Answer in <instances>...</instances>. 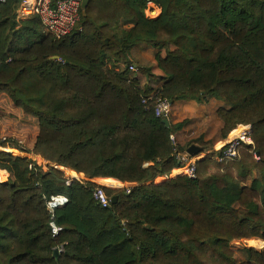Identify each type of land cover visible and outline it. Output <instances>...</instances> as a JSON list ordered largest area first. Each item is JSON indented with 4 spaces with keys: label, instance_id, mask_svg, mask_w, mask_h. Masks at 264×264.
Wrapping results in <instances>:
<instances>
[{
    "label": "trees",
    "instance_id": "16d2710c",
    "mask_svg": "<svg viewBox=\"0 0 264 264\" xmlns=\"http://www.w3.org/2000/svg\"><path fill=\"white\" fill-rule=\"evenodd\" d=\"M149 3L158 17L145 15ZM17 8L18 0L0 4V93L40 120L35 153L88 179L134 187L67 186L59 169L1 153L0 264H264V252L248 249L238 263L231 249L241 239L264 241V0H92L61 40L46 37L37 17L18 21ZM139 45L159 51L158 89L129 69H106L129 63ZM158 98L223 101L221 138L251 125L255 145L224 163L204 135L178 146L173 137L188 121L164 124ZM192 145L212 152L198 177L155 183L180 168L178 154ZM0 147L24 151L15 139ZM98 187L116 204L102 207ZM58 196L69 202L56 211L64 231L54 237L47 202Z\"/></svg>",
    "mask_w": 264,
    "mask_h": 264
},
{
    "label": "rangeland",
    "instance_id": "374dc122",
    "mask_svg": "<svg viewBox=\"0 0 264 264\" xmlns=\"http://www.w3.org/2000/svg\"><path fill=\"white\" fill-rule=\"evenodd\" d=\"M151 8L153 9V12L150 11ZM16 15L18 21L24 19H33V17H22L20 13H18V11L16 12ZM145 15L149 18H156L160 15V11L159 9H155L154 6H150ZM120 25L123 29H127L130 27V25L125 23L124 21H121ZM41 31L44 33V35H46V37H50L47 33L44 32L43 27H41ZM80 31H82V29H80ZM172 49H174V47H172ZM158 52L159 51L153 47L139 45L133 48L131 53L129 54V63H121L119 66H115L113 63H111L107 65L106 69L114 70L117 73H120L125 69H129L131 73L130 76L132 78L140 79L143 86L150 85L154 89H158L161 84L159 81H156V77L163 75L156 62V54ZM160 53L163 56L166 55L165 51H161ZM139 69H150V72L143 73L141 72V70L139 71ZM151 74L154 76H150ZM2 96H5L3 99H10L7 93ZM0 104V141L5 142L9 139H15L16 141H18L22 147V150L24 151L10 149L13 150L14 155L27 157L32 161H34L33 157H35V162L45 172L49 171L51 168L62 167L44 159L41 155L35 153L36 145L41 134L40 120L28 114L22 108H19L17 106H14L9 110L8 108L5 109L4 107H2V105H5V100H1ZM221 107L228 108V106L223 101H218L215 98H210L205 104H197L195 102L178 103L177 105L175 104L173 107V113L169 118L172 124L181 123L186 120L188 121V124L185 126V128L173 137L176 145L187 148L189 144H191L197 138L202 137L204 133H209L211 138L213 139L217 138V136H219L221 122L216 112ZM16 135H18L20 139L16 138ZM6 149L0 147V154L7 152L12 153L10 151L6 152ZM212 151H217V148H214V150ZM255 159L256 161H259L256 156ZM255 173H253L252 177L249 179V185L252 183L253 178L256 177L257 172ZM67 175L71 174L68 173ZM93 183H97L98 185H102L108 188L122 187L115 184L112 185L110 183H107V181L98 182L94 180ZM0 184L5 183L0 182ZM231 249L238 263H242L248 261V249H254L258 252H264V241L257 238L241 239L233 242L231 244Z\"/></svg>",
    "mask_w": 264,
    "mask_h": 264
},
{
    "label": "built area",
    "instance_id": "2783aa9c",
    "mask_svg": "<svg viewBox=\"0 0 264 264\" xmlns=\"http://www.w3.org/2000/svg\"><path fill=\"white\" fill-rule=\"evenodd\" d=\"M9 0H0V4H6ZM84 0H18V13L22 17L30 18L37 17L44 29V32L53 37L55 40H61L70 36L76 29L78 23L81 21L83 13ZM153 6L152 3H149ZM153 12V9H150ZM153 97L150 98L152 100ZM149 100V99H148ZM148 100L144 101V104ZM155 113L156 116L163 120H168L173 112V103L167 99H156ZM232 137L219 149H217V156L215 160L219 163L235 161L239 159L240 152L246 147H254L253 127L251 125H240L231 134ZM6 149L5 151H9ZM13 151V150H12ZM8 153V152H7ZM14 155V153H8ZM212 153H203L199 157H191L187 152L178 154L177 159L180 162V170L182 176L195 179L199 174V162L210 156ZM33 157V156H32ZM256 158L260 160L259 157ZM35 162V157H33ZM37 164V163H36ZM33 166L30 165V169ZM64 172L67 186H71L75 181L78 182H93L94 179H88L83 174H77L65 167H55ZM70 173L71 175H67ZM117 189H126L127 193H131L134 187L132 184L121 183ZM95 200L104 208L111 207L112 201L108 198L106 192L98 187L94 191ZM69 200L65 196L54 197L47 202V209L50 214V227L54 237H58L64 230L56 224V211L65 207ZM59 254L65 252L64 245L56 248Z\"/></svg>",
    "mask_w": 264,
    "mask_h": 264
},
{
    "label": "crops",
    "instance_id": "0c3cea01",
    "mask_svg": "<svg viewBox=\"0 0 264 264\" xmlns=\"http://www.w3.org/2000/svg\"><path fill=\"white\" fill-rule=\"evenodd\" d=\"M156 9V8H155ZM17 10H18V8H17ZM17 12V11H16ZM159 14V13H158ZM146 46V45H145ZM6 93L5 92H2V93H0V101L1 100H5V105H2V107H4L5 109H7L8 108V110L9 109H11V108H13L14 106H16V105H14V103H13V101H12V99L10 98V99H3L5 96H2V95H5ZM191 102H193V101H191ZM178 103H186V102H178ZM178 103H176V105L178 104ZM196 103V102H195ZM1 105V104H0ZM173 107H174V105H173ZM174 109V108H173ZM16 110H18V109H16ZM173 113V112H172ZM176 115V114H175ZM176 117V116H175ZM177 118V117H176ZM221 122V121H220ZM223 128V123L221 122V126H220V130H219V136H217V138H211V136H210V134L209 133H204V136H205V139L206 140H211V139H213V140H215V143H214V145H215V148H217V149H219L221 146H223L232 136L231 135H229V137L227 138V139H222L221 138V129ZM1 131H3V130H1ZM13 138H15V137H13ZM16 138H19L18 137V135H16ZM20 139V138H19ZM1 170V169H0ZM2 171V170H1ZM6 172V171H5ZM7 174H9L8 172H7ZM177 176H182V174H181V172H180V170H178V169H176V170H174L173 172H172V174L170 175V176H167V177H160V178H158V179H156V181H155V183H161V182H164V181H166V180H168V179H171V178H174V177H177ZM9 178H10V174H9ZM95 181H108V180H113V179H94ZM114 182H107V183H110V184H112V185H120L121 184V182H119V181H116V180H113ZM113 188H117V187H113Z\"/></svg>",
    "mask_w": 264,
    "mask_h": 264
},
{
    "label": "water",
    "instance_id": "95a60500",
    "mask_svg": "<svg viewBox=\"0 0 264 264\" xmlns=\"http://www.w3.org/2000/svg\"><path fill=\"white\" fill-rule=\"evenodd\" d=\"M92 0H84L83 1V10H86L89 5L91 4ZM54 60H57V58H54ZM163 123L166 124L168 127H170V121L169 120H163ZM204 148L201 146H197V145H192L187 149V153L191 156V157H199L200 155H202L204 153ZM259 153H257V157H259ZM118 201V197H113L112 199V204H116V202ZM53 255L55 258L59 257V251L57 249L54 250Z\"/></svg>",
    "mask_w": 264,
    "mask_h": 264
},
{
    "label": "bare ground",
    "instance_id": "6f19581e",
    "mask_svg": "<svg viewBox=\"0 0 264 264\" xmlns=\"http://www.w3.org/2000/svg\"><path fill=\"white\" fill-rule=\"evenodd\" d=\"M50 224H51V222H50Z\"/></svg>",
    "mask_w": 264,
    "mask_h": 264
}]
</instances>
